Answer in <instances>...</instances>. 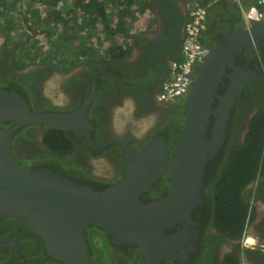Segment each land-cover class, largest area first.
Wrapping results in <instances>:
<instances>
[{
	"label": "flooded vegetation",
	"instance_id": "obj_1",
	"mask_svg": "<svg viewBox=\"0 0 264 264\" xmlns=\"http://www.w3.org/2000/svg\"><path fill=\"white\" fill-rule=\"evenodd\" d=\"M215 1L218 4L207 11V23L201 34L202 44L209 49L221 36L243 22L233 0ZM260 50L264 52V40L253 46V58L247 60L244 52L235 57L237 66L254 71L258 78L251 80L234 101L225 140L205 166L201 201L192 208V222L186 223V227L176 223L169 229L164 228L167 236H177L182 230L185 232L180 235L182 242L176 250L177 258H162L160 264H223L225 256H232L241 264H264V173L259 174L242 192L245 198L248 195L251 197L244 233L251 238L250 245L242 237H229L216 229L211 204L213 185L226 164L227 155L243 143L249 119L255 113L264 111ZM18 53V44H9L0 50V90H13L20 94L33 113L71 117L65 124L67 128L53 124H30L17 128L11 136L10 149L19 164L59 174L78 186L101 191L119 183L124 177L128 161L120 143L143 150L156 139L163 138L168 159H173L179 129L185 119L187 93L171 101L158 99L160 84L168 74L170 60L165 61L162 70H156V74L145 64H137L134 69L138 76L137 85L144 88L135 91L134 87H130L133 86L130 81L132 71L127 69L122 73L118 67L97 61L75 65L66 71L62 70V66L49 64L18 67ZM141 70L146 71L142 73ZM225 71L230 73L232 69L226 67ZM94 78L96 86L91 97ZM228 86V78L223 77L216 90L217 95L223 96ZM218 104L219 101L214 98L212 108ZM83 110L86 112V123L80 118ZM231 119L232 128H229ZM213 122L211 115L206 131L208 140ZM0 125L9 129L15 123L5 121ZM54 131H59L62 138L69 142L67 152L57 153L49 148L47 142ZM170 184L171 174L163 172L148 191L140 194V202L146 204L165 197ZM91 226H85L91 264H105L104 261L108 264H135L137 259L142 264V256L135 244L127 245L121 240L113 242L110 234ZM100 246L105 247L102 256H99ZM0 264L63 263L46 253L43 241L35 230L26 231L19 219L4 217L0 219Z\"/></svg>",
	"mask_w": 264,
	"mask_h": 264
},
{
	"label": "water",
	"instance_id": "obj_2",
	"mask_svg": "<svg viewBox=\"0 0 264 264\" xmlns=\"http://www.w3.org/2000/svg\"><path fill=\"white\" fill-rule=\"evenodd\" d=\"M262 40L264 19L251 20L247 25L241 23L221 36L203 61L193 66V79L185 96V119L173 159H168L163 138L143 150L120 143L128 161L124 177L101 191L78 186L62 175L25 167L16 161L11 154L10 139L17 128L30 124L67 128L65 124L71 117L33 113L20 94L0 90V123H15L9 129L0 125V219L15 217L26 231L35 230L46 253L63 264H91L85 225L103 229L113 237V242L135 244L142 264H160L162 258H177L180 235L185 231L167 236L164 228L176 223L186 227V223L192 222V208L201 201L205 166L225 140L234 101L251 80L258 78L254 71L237 66L235 57L244 52L247 60L253 58V46ZM226 67L232 72L227 73ZM223 77L228 78L229 86L223 96H218L216 90ZM95 86L96 78L91 97ZM214 98L219 101L216 108H212ZM211 115L214 122L208 140L206 131ZM80 118L86 123L85 110ZM163 172L171 174L166 196L146 204L140 202V194L148 191Z\"/></svg>",
	"mask_w": 264,
	"mask_h": 264
},
{
	"label": "trees",
	"instance_id": "obj_3",
	"mask_svg": "<svg viewBox=\"0 0 264 264\" xmlns=\"http://www.w3.org/2000/svg\"><path fill=\"white\" fill-rule=\"evenodd\" d=\"M35 1L45 7L44 16H41L38 8L31 7L32 1H24L20 4L21 0H0V38L2 39L0 50L9 44H18L19 53L16 55L18 67L49 64L53 67L62 66V70L66 71L75 65L97 61L107 66L118 67L122 73L124 72L123 61L128 49L118 45L115 38L121 39L122 42L128 38L129 26L125 18H133L128 5H122L121 0ZM193 1L209 4L207 11L218 4L215 0ZM109 3L112 4V8L118 9L115 14L116 21L113 19V13L108 11ZM58 4L62 5L59 9H55ZM251 4H253L252 0L246 6ZM19 7L20 12L16 13ZM14 14L22 15L23 21L32 19L38 24L36 26L39 27L38 33L34 35L36 31H32L28 36L21 34L14 40L10 33L16 29ZM99 26L97 45L108 43L102 54L91 41V38L97 35ZM45 43L48 45L46 50L42 48ZM259 52L261 73L264 75V52L261 50ZM130 74H132L131 85H137L138 76L136 73ZM261 81L264 82V79ZM139 89L134 88L135 91ZM238 103L239 100L236 106ZM231 123L232 119L229 121V126ZM54 132L47 142L49 148L57 153L67 152L70 148L69 142L62 138L59 131ZM243 140L242 144H238L239 146L227 155L226 164L213 185L211 201L216 229L222 234L236 238H241L250 211L251 197L248 195L245 198L242 192L247 185L256 180L259 174L264 173V111L255 113L249 119ZM223 150L224 148L221 149L219 156ZM104 249L103 246L99 247V256H102ZM104 263L108 264L107 261ZM135 264H141V260L137 259ZM223 264L241 263L232 256H225Z\"/></svg>",
	"mask_w": 264,
	"mask_h": 264
},
{
	"label": "crops",
	"instance_id": "obj_4",
	"mask_svg": "<svg viewBox=\"0 0 264 264\" xmlns=\"http://www.w3.org/2000/svg\"><path fill=\"white\" fill-rule=\"evenodd\" d=\"M189 0H121L122 5H128L132 19L126 17L128 22V38L122 43H116L127 48V55L123 61L124 69L136 73L137 64H145L153 74L161 71L165 61L179 60L181 54V40L183 26L187 18L186 4ZM248 1V2H247ZM247 5L251 0H242ZM117 8L108 4V11L117 13ZM243 23V22H242ZM244 24V23H243ZM97 35L91 38L93 45L98 48L100 54L104 53L108 43L97 45ZM199 64V63H198ZM141 70L140 72H145ZM168 74L166 73L167 79ZM164 79V80H165Z\"/></svg>",
	"mask_w": 264,
	"mask_h": 264
},
{
	"label": "built area",
	"instance_id": "obj_5",
	"mask_svg": "<svg viewBox=\"0 0 264 264\" xmlns=\"http://www.w3.org/2000/svg\"><path fill=\"white\" fill-rule=\"evenodd\" d=\"M253 4L246 6L242 0H233L238 7L243 23L251 20L264 19V0H252ZM189 0L186 4L187 18L183 26L180 60H170L168 63V77L161 85L157 95L161 101H171L188 92L192 81V70L196 63H201L209 54L210 49L201 42V34L207 23V7ZM39 27L33 28L38 31ZM28 34L30 32L28 31ZM251 206V202H250Z\"/></svg>",
	"mask_w": 264,
	"mask_h": 264
},
{
	"label": "clouds",
	"instance_id": "obj_6",
	"mask_svg": "<svg viewBox=\"0 0 264 264\" xmlns=\"http://www.w3.org/2000/svg\"><path fill=\"white\" fill-rule=\"evenodd\" d=\"M24 1H26V0H24ZM28 1H32V4H31V7H35V8H38L41 12H40V14H41V16H44L45 15V7L44 6H40L39 4H38V2L37 1H35V0H27V2ZM68 2H70V1H68ZM62 4H58V7L57 8H55V9H59V7L61 6ZM48 6V5H47ZM46 9H47V7H46ZM18 15V14H17ZM68 16H70V15H68ZM19 18V19H18ZM15 19H16V21H17V23H18V25L19 26H21L22 28H20L21 30H22V32L23 33H21V34H25L26 36H28L29 34H28V31L29 32H32L33 31V28H36V26L38 25L37 23H34L33 21H32V19H27V20H25V21H23V19H22V17H15ZM38 33V31H36L35 33H34V35L35 34H37ZM35 39V38H34ZM0 40H2L1 38H0ZM1 42V41H0ZM118 42L119 43H122V40L120 39V40H118ZM43 46H44V48H48V45H47V43H45L44 45H42V48H43ZM43 48V49H44ZM46 49H44V50H46ZM174 60V59H173ZM180 60V59H179ZM169 63V62H168ZM193 79V78H192ZM164 81V80H163ZM162 81V82H163ZM188 93V92H187ZM186 94V93H185ZM184 94V95H185ZM248 219H249V216H248V218H247V221H246V223H245V227H246V225H247V223H248ZM244 233H245V228H244V230H243V234H242V238H243V240H245V243H247L248 245H250V242H251V238L250 237H247V236H245L244 235Z\"/></svg>",
	"mask_w": 264,
	"mask_h": 264
},
{
	"label": "rangeland",
	"instance_id": "obj_7",
	"mask_svg": "<svg viewBox=\"0 0 264 264\" xmlns=\"http://www.w3.org/2000/svg\"><path fill=\"white\" fill-rule=\"evenodd\" d=\"M26 1H27V0H26ZM21 3H24V0H21L20 4H21ZM19 6H22V5H19ZM18 12H20V7L18 8V10H17L16 13H18ZM113 16H114V14H113ZM15 17H22V15L14 14V22H15V27H16V29H15V30H12V31L10 32V33L12 34V36L14 37V40H16V39L21 35V33H23L22 30L20 29V28H22V27L18 25V23H17ZM18 19H19V18H18ZM113 19H114V17H113ZM115 21H116V19H115ZM43 48H44V46H43ZM44 49H46V48H44Z\"/></svg>",
	"mask_w": 264,
	"mask_h": 264
}]
</instances>
